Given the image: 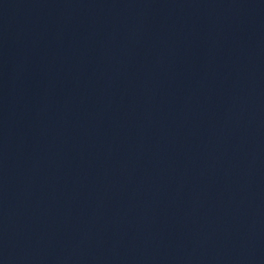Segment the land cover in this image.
Masks as SVG:
<instances>
[{
    "label": "water",
    "instance_id": "95a60500",
    "mask_svg": "<svg viewBox=\"0 0 264 264\" xmlns=\"http://www.w3.org/2000/svg\"><path fill=\"white\" fill-rule=\"evenodd\" d=\"M0 264H264V0H0Z\"/></svg>",
    "mask_w": 264,
    "mask_h": 264
}]
</instances>
